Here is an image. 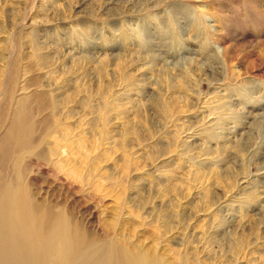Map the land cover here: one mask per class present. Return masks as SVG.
Instances as JSON below:
<instances>
[{"label":"rangeland","instance_id":"1","mask_svg":"<svg viewBox=\"0 0 264 264\" xmlns=\"http://www.w3.org/2000/svg\"><path fill=\"white\" fill-rule=\"evenodd\" d=\"M0 148L96 248L264 264V0H0Z\"/></svg>","mask_w":264,"mask_h":264},{"label":"bare ground","instance_id":"2","mask_svg":"<svg viewBox=\"0 0 264 264\" xmlns=\"http://www.w3.org/2000/svg\"><path fill=\"white\" fill-rule=\"evenodd\" d=\"M20 123L21 121L15 122L10 133L7 132L10 155L20 154L31 147L27 137L32 132ZM2 161L3 159L0 162V264H162L160 260L147 254H130L114 246L96 248L93 241L56 214L60 211L54 212L50 204L37 202L35 193L22 183L15 185L7 181L1 169ZM26 170V167L18 168L21 181L25 178Z\"/></svg>","mask_w":264,"mask_h":264}]
</instances>
